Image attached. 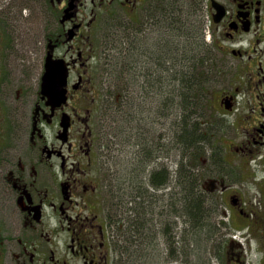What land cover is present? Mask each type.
I'll list each match as a JSON object with an SVG mask.
<instances>
[{
	"label": "flooded vegetation",
	"instance_id": "flooded-vegetation-1",
	"mask_svg": "<svg viewBox=\"0 0 264 264\" xmlns=\"http://www.w3.org/2000/svg\"><path fill=\"white\" fill-rule=\"evenodd\" d=\"M2 3L9 6L0 9V264H113L112 198L120 187V177L115 174L117 168L103 167L107 132L101 119L109 100L95 92L96 85L92 88L91 33L102 14L118 17L122 13L126 22L124 45L132 64L134 40L142 43L157 27L163 17L162 0ZM30 3L45 6L48 14H44L39 39L43 47L37 49L42 57L25 64L14 57L20 46L15 33L21 16L13 12L30 7ZM205 6L213 31L211 46L218 52L208 64L218 79H203L204 108L212 107L217 114L214 118L209 112L208 125L213 134L219 133L213 137L219 139L216 148L222 153L216 161L207 159L217 171L205 181L204 188L214 193L221 187L223 196L228 194L222 199L224 213L236 232L235 239H227L226 259L217 256L219 262L246 264L251 239L264 251V175H258L264 172V0H205ZM108 30L112 35L114 28ZM161 42L150 52L154 68L147 66L144 58L139 60L141 98L133 96L134 84L126 67L123 107L131 110L127 119L136 117L137 108L141 111L138 101H143L145 91L152 92L145 88L146 82L154 87L161 83L160 75L155 76L161 69ZM146 52L140 50L142 56ZM50 56L68 65L66 97L56 102L42 93ZM211 92L216 93L213 101ZM159 145L161 150L160 138ZM143 149L151 151L149 146ZM161 152L145 157L153 162L163 160V167L143 168L142 178L150 179L148 189H142L138 196L140 221L149 220V205H160L171 210L176 226V168L168 170L167 156ZM173 159L175 155L171 162ZM162 168L163 177L159 174ZM229 170L233 171V182L225 179ZM161 178L168 179L162 183ZM168 188L171 197L161 204ZM154 222L160 229L164 221ZM261 253L260 263L264 264Z\"/></svg>",
	"mask_w": 264,
	"mask_h": 264
},
{
	"label": "rangeland",
	"instance_id": "rangeland-1",
	"mask_svg": "<svg viewBox=\"0 0 264 264\" xmlns=\"http://www.w3.org/2000/svg\"><path fill=\"white\" fill-rule=\"evenodd\" d=\"M0 1V9L9 6L7 3L3 4V0ZM205 7V0H202L201 9L197 12V14L192 16L194 17V20H190L186 23V25H183L184 27H182L181 31L177 32L169 30L172 26L175 29L180 30V26L175 22L173 23L172 19L169 21L167 19L163 20L161 18L157 27L153 30H150L152 33L147 37H143L142 43H140L138 40H134V44L131 49V59L133 55L135 56V59L132 64L129 65L127 71L129 79L131 78L132 83L134 84V87L132 88L134 90L133 96L137 98H141L140 92H142L140 85H138L137 82L139 79V60L144 58L147 66L154 68V55L152 54L153 52H150L151 50H157V45L160 39H162L164 43L168 42V39H170V43H173L174 40L176 42L181 40L182 44L185 42L187 55L184 56L180 54L177 57L178 62L175 60V66L173 65V58L176 59L175 53L167 60L162 58V62L165 61V70L161 68L160 70L158 69L155 71V76L160 75L162 78L161 83L158 85L160 89L158 90V86L154 87L152 84L147 85L146 82L145 88H149L152 92L146 94L145 91L143 101H138L141 102V111H139L137 108L134 112L136 117L132 120L127 119L131 110L124 109L123 100L121 102L122 106L120 104L111 102H117L115 100L118 99L114 95L117 94V89L114 88L113 83H110V81L116 80V76L113 75L114 67L110 65V62L112 58L117 57V54L119 55L121 49L123 50L124 60L130 59L127 57L124 39H118V41H116L114 38H111L108 29H111V26L114 29H123V24H126V22L123 20L122 13H118V17H114L116 15H108L104 13L93 26L90 42H93L92 48H94V50L89 60L92 67V72L89 74L93 80L91 82L92 88L93 85H96L97 87L95 92H97L98 95L101 93V95H104L109 100H111L108 102L109 106L107 108H105L103 111L102 108H100L99 111V115L102 111L103 118L101 120L103 121V126H106L107 132L105 142L103 141V149L104 151H107V156L103 161V167L107 168V166H109V168L112 167L114 170L117 168L115 174L120 177V187L118 186V192L114 191L112 198V213L114 215L116 214V216L120 219L119 223L117 220L112 226L114 255L113 264H223L219 262L217 258L219 255L218 249L220 247L218 245L227 240L228 237L233 238V236L236 234L231 228L228 214L224 213L225 203L222 199L227 198L228 194L223 196L221 187H219L217 192L214 193H210L204 188L205 181L208 180L209 177L215 176V172L217 171V169L211 165L213 162L210 163L207 161V159L211 157V160L216 161L218 158H220V153H222V151L219 152L216 148V144L219 139L216 140L213 137V135L215 137L219 136V133L215 132L213 134V131L209 130L208 125V122L211 120L210 114L214 118L217 117V114L212 107L210 110L206 109V107L204 108V93H202L201 100L198 102L196 101L188 113L191 115L192 121L198 123L200 127L203 128L205 138L199 147L202 151L200 155V164L196 166V174L193 175L194 178H198L196 190L198 193L204 196L209 205L210 202L219 201V210L215 212L213 217V222L216 226L214 227V232L211 234L212 237L207 238L206 236H203L205 239L201 240L198 248H196L195 245L190 247L191 244L182 246L181 256L178 258L170 256L168 253L169 245H167L165 241L166 238L163 237L159 227H155L154 220H162L166 223L165 227H173V229L176 231V226H174L173 222L174 215L171 213V210L165 211V209L163 207L161 208L160 205L156 208L150 207V205L148 206L147 216L149 220L146 221L145 224L146 229L143 231L144 237L138 239V244H134L130 240L132 239L131 234H133L135 231H128L130 229L129 215L132 212L131 208L135 206L134 203H132V198H136L138 200L141 190L148 189L147 183L150 178H142L144 175L143 168L147 167L149 170H152L157 166L163 167V160H160V162L149 161L147 160L148 158H145L147 153L157 155L158 152L162 151L161 155L164 156L165 154L167 156V167L169 171H174L180 160L178 146L176 148V131L180 122V114L183 112V110L181 107L178 109L174 104L178 96H176V91L175 94L173 91L174 88H178V85H181L183 81L179 80V74L177 73V70L183 69L186 72L188 70L192 71L193 76L196 78L201 77L202 79H205V81L213 77L216 80L218 79L216 73L211 72L210 66L208 64L209 58L215 56L214 52H216L218 55V52L214 51L211 46L212 38L209 41L206 37L207 32H209L212 36L213 31L211 32L210 30H212V28L208 27L210 23ZM13 13L19 14L21 16L20 20H17L19 27L15 33V36L20 38V46L18 47V53L16 52L14 57L19 62L25 64L34 63L36 60L42 57V53H39L37 49L41 45L43 47V42L39 39L41 38V33L44 27V14H48L47 9L45 6L41 8V6L36 5V3H30V7L24 6L19 8V10L15 9ZM1 14L8 13L1 12ZM22 14H27V17H22ZM198 17H200V23ZM192 47L195 49V52H198L197 57L193 59V62L195 63L194 67H192L193 62L190 60L191 56L193 55V52L190 51ZM140 50H145V52L147 50V52L142 56ZM212 53L213 55H211ZM167 54L170 55L169 53ZM148 69L150 70V68ZM126 73H124V79H122L124 89H126L127 84L125 80ZM203 82L204 81L202 80V84ZM155 88L156 92H153ZM170 89H172V93L170 92ZM160 90H162L161 93ZM215 95V92H211L210 99L212 101L213 98L215 99ZM222 124L223 122L221 125ZM206 127H208V130ZM159 138L161 150H159ZM143 146H149L151 151L145 152L144 149L142 150ZM112 148L115 150H112ZM212 154L217 158H214ZM172 155H175V159H173L171 162ZM258 175L263 176L264 172L260 171ZM143 179H146L144 183L142 182ZM225 179L229 182L234 181L232 170L228 171V178ZM239 179L240 176L237 172L238 185H240ZM177 187L176 179V188ZM237 188L241 192L245 191L244 187ZM178 192L179 188L176 189V197L178 196ZM170 197L171 191L168 188L167 193L164 192L162 194L160 203H164L165 198L168 201ZM246 197L248 198V194ZM161 212L165 213L161 214ZM176 215L177 230L179 229L178 237L182 238L184 242L193 241V237L196 236V234L192 233L194 225L189 222L187 216L182 215L179 212L176 213ZM132 219L136 220L137 217L133 216ZM119 224L121 229H118ZM160 228H162V225ZM239 234L240 233L237 231V235ZM135 237H137V235ZM183 241L179 243L183 244ZM250 243L252 246L251 251L248 252L249 262L247 264H261V252L264 251H260L258 248L257 250L260 252L255 251L254 248L256 247V244L254 239H251ZM206 249L207 252H205ZM193 251L200 252V254L195 256L192 253ZM226 251L227 250H222L221 252L222 255H220V257L223 260L226 259L225 256L227 257Z\"/></svg>",
	"mask_w": 264,
	"mask_h": 264
},
{
	"label": "trees",
	"instance_id": "trees-1",
	"mask_svg": "<svg viewBox=\"0 0 264 264\" xmlns=\"http://www.w3.org/2000/svg\"><path fill=\"white\" fill-rule=\"evenodd\" d=\"M202 7V0H162V19H167L169 21L179 24L180 30L175 29L173 26L169 29L171 31H181L183 25H186L187 22L190 20H194V17H192L194 14H197V12ZM199 23H200V17H198ZM196 19V20H198ZM166 20V21H167ZM171 22V23H172ZM168 23V21H167ZM170 27V26H169ZM114 32L111 35V38H114L116 41L118 39H124L123 35V29H114ZM178 35V34H177ZM201 41V37H200ZM169 42V43H168ZM168 42L164 43L162 41V45L159 50V54H162V58H165L164 60H167L170 58L174 53L177 57L181 55H187V49L185 47V42L182 44L181 40L176 42L175 40L173 43H170V39H168ZM204 42V41H202ZM201 42V44H202ZM174 47V48H173ZM162 48V51H161ZM189 51V50H188ZM190 51L193 52V55L191 56L190 60L195 59L198 55V52H195V49L192 47ZM169 53L170 55H168ZM213 55V53L211 54ZM174 57V56H173ZM135 59V56L133 55V61ZM163 60V59H162ZM130 61V60H129ZM127 62L124 60L123 56V50L121 49L119 55L117 54V57L112 58L110 65L113 68V75L116 76V80L110 81V83L114 85V88L117 89L116 93L114 94L115 97L118 100H115L117 102L111 101L112 103H117L121 105V102L123 100L124 95V73L126 71V67H129L130 62ZM132 61V62H133ZM109 62V61H108ZM107 62V64H108ZM161 68L165 70V61L161 62ZM195 66V63L193 62L192 67ZM215 66V65H214ZM177 73L179 74V80L183 81L181 85H178V88H176V96H178L176 102L174 103L177 108H182L183 112L180 114V122L178 124V129L176 131V148L178 146L179 153H180V160L177 164V189L179 188L178 196L176 197V202L174 203L176 206V212L181 213L182 215L187 216V219L190 223H192L194 226L192 229V233L196 234V236L193 237V241H186L184 242L182 238L178 237L179 229L177 230V223H176V231L175 229L170 228L169 226L165 227V223H162V228L159 230L161 231L164 238H166V244L169 245L168 253L170 256H173L175 258H178L181 256L182 252V246H185L186 244H191L190 247L193 245L196 246V248L199 247L201 240L205 239L203 236H206L207 238L212 237V233L214 232V227L216 226L213 222V217L216 211L219 210V201L216 202H207V200L204 198V196L197 192V183L198 178H194V174H196L195 169L198 164H200V145L204 141V133L203 128L200 127V125L194 121H192L191 115L188 113L191 109V107L201 100L202 97V91H203V84H202V78L198 77L196 78L193 76L192 71H185L183 69H178ZM182 73V74H181ZM182 76V77H181ZM175 91L173 92L175 94ZM122 106V105H121ZM159 174L161 176H164V169H162ZM168 178H161L162 183H165V181ZM136 196V195H135ZM132 201H134V205L131 208V214L129 215L130 218V229H126L128 231H135L133 234H131L132 239H130L134 244H138V239L143 238L144 234L143 231L146 229L145 222L140 221V206L138 205V200L136 198H132ZM133 203V202H132ZM210 207H209V206ZM139 206V209H138ZM137 217L136 220H133L132 217ZM118 220V223L120 222V219L116 216V214H113L112 218V224L115 223ZM144 223V224H143ZM113 226V225H112ZM118 229H121L120 224ZM154 229V228H152ZM158 232V231H156ZM137 235V237H135ZM183 241L184 243L181 244L179 242ZM179 243V244H178ZM227 240L219 244V255H222V250H226L227 248ZM207 252V249L205 250ZM195 256H198L200 252H192ZM226 258V256H225ZM117 264V263H116Z\"/></svg>",
	"mask_w": 264,
	"mask_h": 264
},
{
	"label": "water",
	"instance_id": "water-1",
	"mask_svg": "<svg viewBox=\"0 0 264 264\" xmlns=\"http://www.w3.org/2000/svg\"><path fill=\"white\" fill-rule=\"evenodd\" d=\"M67 76V63L64 60H54L50 56L47 62V70L43 77L42 93L51 102H56L66 97Z\"/></svg>",
	"mask_w": 264,
	"mask_h": 264
},
{
	"label": "bare ground",
	"instance_id": "bare-ground-1",
	"mask_svg": "<svg viewBox=\"0 0 264 264\" xmlns=\"http://www.w3.org/2000/svg\"><path fill=\"white\" fill-rule=\"evenodd\" d=\"M162 189V188H161Z\"/></svg>",
	"mask_w": 264,
	"mask_h": 264
}]
</instances>
